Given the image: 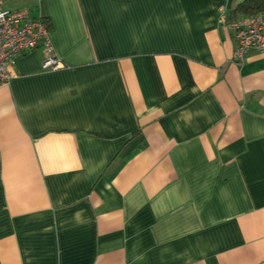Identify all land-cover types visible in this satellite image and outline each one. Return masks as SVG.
Wrapping results in <instances>:
<instances>
[{"label": "crops", "instance_id": "crops-1", "mask_svg": "<svg viewBox=\"0 0 264 264\" xmlns=\"http://www.w3.org/2000/svg\"><path fill=\"white\" fill-rule=\"evenodd\" d=\"M243 0H19L45 48L0 85V264H264V51Z\"/></svg>", "mask_w": 264, "mask_h": 264}, {"label": "built area", "instance_id": "built-area-1", "mask_svg": "<svg viewBox=\"0 0 264 264\" xmlns=\"http://www.w3.org/2000/svg\"><path fill=\"white\" fill-rule=\"evenodd\" d=\"M19 0H0V85L9 83L16 57L37 46L45 48L43 69H56L61 63L54 56L49 38V23L30 8H11L5 4ZM226 27L233 33L236 46L233 60L243 63L251 50L264 51V12L230 20Z\"/></svg>", "mask_w": 264, "mask_h": 264}, {"label": "trees", "instance_id": "trees-1", "mask_svg": "<svg viewBox=\"0 0 264 264\" xmlns=\"http://www.w3.org/2000/svg\"><path fill=\"white\" fill-rule=\"evenodd\" d=\"M264 12V0H243L233 10L234 16Z\"/></svg>", "mask_w": 264, "mask_h": 264}]
</instances>
